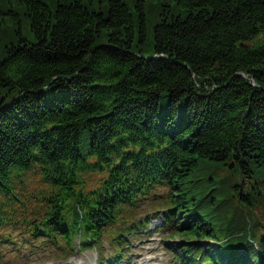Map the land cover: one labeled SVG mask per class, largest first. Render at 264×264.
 Here are the masks:
<instances>
[{
  "label": "trees",
  "instance_id": "obj_1",
  "mask_svg": "<svg viewBox=\"0 0 264 264\" xmlns=\"http://www.w3.org/2000/svg\"><path fill=\"white\" fill-rule=\"evenodd\" d=\"M53 2L8 10L0 264H125L160 216L179 264H264V0H158L151 55L145 0Z\"/></svg>",
  "mask_w": 264,
  "mask_h": 264
},
{
  "label": "rangeland",
  "instance_id": "obj_2",
  "mask_svg": "<svg viewBox=\"0 0 264 264\" xmlns=\"http://www.w3.org/2000/svg\"><path fill=\"white\" fill-rule=\"evenodd\" d=\"M51 6L54 4V0H45ZM57 0H55L56 2ZM63 1V0H62ZM131 10H134V6L138 0H124ZM146 2V9L148 13V42L145 46L144 53L151 55L154 53V44H153V25L157 21V8L155 3H158V0H145ZM106 0H102V3L97 2V5L101 4L105 6ZM18 0H0V19L4 20L5 23L0 26V59H3V54L5 52V48L7 45H10L11 42H16L18 39V35L14 34L15 28L20 27V22L17 21V18L10 15L8 13L9 9H14L18 13L20 7L17 6ZM56 5V4H55ZM164 9V8H163ZM161 10V8H160ZM164 16L159 15V19L161 20ZM27 19L24 16H21V25L24 37L29 42H35V36L31 32L30 26L27 23ZM103 41L106 40L105 35L102 39ZM138 44L139 41H138ZM223 175V174H221ZM225 190V188L222 187ZM145 216L142 215L141 217ZM159 221L151 223V231L145 230L144 233L138 238L133 241L132 249H130V259L127 264H178L172 258L171 254L166 251L163 247V233L158 230L157 226L161 224ZM166 236V235H165ZM77 254L74 258L71 259H64V260H52V259H42L40 263L42 264H102L101 260H109L114 252L113 249L110 247L109 242L104 240L102 243V251L96 249H89L85 252L80 251L78 247ZM24 256V255H23ZM23 256L21 261L23 260ZM8 261L11 264H17V261L12 258L8 257Z\"/></svg>",
  "mask_w": 264,
  "mask_h": 264
},
{
  "label": "water",
  "instance_id": "obj_3",
  "mask_svg": "<svg viewBox=\"0 0 264 264\" xmlns=\"http://www.w3.org/2000/svg\"><path fill=\"white\" fill-rule=\"evenodd\" d=\"M253 85H256V83H253Z\"/></svg>",
  "mask_w": 264,
  "mask_h": 264
}]
</instances>
